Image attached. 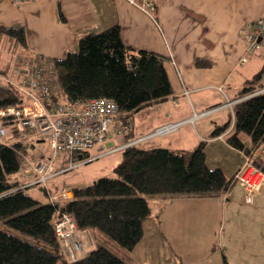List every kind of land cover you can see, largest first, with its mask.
I'll list each match as a JSON object with an SVG mask.
<instances>
[{"label":"crops","instance_id":"crops-1","mask_svg":"<svg viewBox=\"0 0 264 264\" xmlns=\"http://www.w3.org/2000/svg\"><path fill=\"white\" fill-rule=\"evenodd\" d=\"M151 12L123 0H0V26L23 27L29 54L62 58L77 49L81 35L117 24L125 44L165 57L173 90L167 100L137 112L142 118L137 123L134 119V132L141 135L164 123L184 120L152 145L191 149L204 140L207 164L221 168L228 177L247 158L264 171V149L246 155L225 141L227 131L214 137L206 134L210 125L213 128L229 119L233 124L235 103L223 105L238 99L239 91L249 86L264 65V39L241 61L246 53L241 31L247 22L264 16V0H154ZM6 57V51L0 54V59ZM197 60L206 64L199 65ZM5 67V62L0 63V74L19 83L21 75L7 76ZM209 89L217 90L225 102L217 101V95L204 100ZM226 107L230 113L224 121ZM209 111L215 120L206 118L203 123L202 115ZM243 194L244 188L235 180L217 196H150L151 214L143 220L142 237L130 251L95 229H85L79 231L85 246L81 256L99 240V245L109 243L107 247L129 264H264V181L251 201H244Z\"/></svg>","mask_w":264,"mask_h":264},{"label":"trees","instance_id":"trees-1","mask_svg":"<svg viewBox=\"0 0 264 264\" xmlns=\"http://www.w3.org/2000/svg\"><path fill=\"white\" fill-rule=\"evenodd\" d=\"M59 16L64 19L61 13ZM0 42L19 56L16 63L20 62L23 70L19 83L28 77L26 61L34 55L52 63L58 86L55 98L69 102L96 97L113 100L125 125L117 141L120 144L148 133L134 132L135 113L167 100L173 93L165 57L125 44L117 24L81 35L77 49L62 58L29 54L23 27L0 26ZM197 64L206 63L197 60ZM261 80L258 86L252 85ZM248 83L233 106V124L230 119L216 124L209 134L214 137L227 131L225 141L246 155L259 147L264 149V91L253 93L264 88V65ZM23 99L22 91L12 83L0 86V109L20 105ZM35 134L26 130L16 140L0 142V220L23 234L0 228V264H129L103 245L70 259L54 233L56 212L68 214L79 231L95 229L130 251L142 237L143 220L151 214L146 196H217L235 181V174L228 177L221 168L207 164L204 140L191 149H172L152 145L151 137L118 149L121 159L113 168L114 176H100L71 188L70 198L52 199L57 192L46 190L43 184L46 199L41 202L27 190L38 183L21 186L18 178L24 155L30 153L36 141L45 140L36 134L34 141ZM108 137L117 138L111 133ZM99 144L102 142L95 145ZM91 147L81 152V159L91 157ZM73 157L77 160L79 153Z\"/></svg>","mask_w":264,"mask_h":264},{"label":"built area","instance_id":"built-area-1","mask_svg":"<svg viewBox=\"0 0 264 264\" xmlns=\"http://www.w3.org/2000/svg\"><path fill=\"white\" fill-rule=\"evenodd\" d=\"M11 1L22 3L27 0ZM123 1L147 14L152 13L151 11L154 7V0ZM241 35L246 41V53L241 58V61H244L247 58L246 56L259 48L260 41L264 39V16L247 22L241 31ZM258 39L261 40L259 41ZM172 62L175 64V61L172 60ZM25 70H27L29 75L20 83H14L0 74V82L12 83L22 91L24 96L20 105H9L0 109V142L3 141V137L6 135L4 126L6 122L12 124L11 135L20 137L23 131H33L49 142L51 152L46 156L39 155L32 159L23 157L19 171L21 186L36 183L45 184L48 178L77 167L85 160H90V158L81 159V152L103 142L110 133L116 137L122 135L125 125L120 118L121 113L113 100L96 97L69 102L55 98L58 94V86L53 75L52 63L46 58L31 56L26 61ZM261 91H264V88L258 89L253 93ZM184 92L186 93L187 91L185 90ZM241 98L228 101L225 105H231ZM27 100L30 103H27ZM172 102L176 103L175 100ZM231 111L233 114V108ZM182 123L183 121H177L162 124L154 128L150 133L133 141L120 144L110 150L121 149L143 139L151 138L156 134H165L176 129ZM75 153H79L80 158L77 160L73 157ZM235 180L244 188V201L249 202L252 199V195L264 181V171L247 158L246 162L235 173ZM68 192H71V188H63L51 198L55 199L58 196L72 197V192L70 195H68ZM53 229L62 244L64 253L70 259L75 260L78 254L84 252V241L79 238V230L68 214L57 211L53 219Z\"/></svg>","mask_w":264,"mask_h":264},{"label":"rangeland","instance_id":"rangeland-1","mask_svg":"<svg viewBox=\"0 0 264 264\" xmlns=\"http://www.w3.org/2000/svg\"><path fill=\"white\" fill-rule=\"evenodd\" d=\"M4 47L5 46H3L2 43L0 42V54L5 52V51H6V53H8V57L0 59V63L5 62L6 67H5L4 71H5V74L7 76H11V77L16 78L17 73L21 74L23 72L22 67H17V66H20L19 63L18 64L16 63L19 60L18 54L8 50L7 48L4 51L3 50ZM246 57L249 58L250 56L248 55ZM247 58H246V60H247ZM24 65L22 64L21 66H24ZM238 69H239V67H238ZM209 91H210V95L204 97V100H208V99L212 100V99H216L217 97H219L220 99H217V101L225 102L224 97L217 90L209 89ZM215 95H217V97H215ZM27 103H30V102L27 100ZM208 106L209 105H206L205 108ZM223 106H227V105L224 104ZM222 113L225 115L226 118L224 121H226L228 119V115L230 113V108L226 107V109H224ZM215 116H216L215 114H212V111L206 112L205 114L202 115V117H205L202 122L205 123V121H207V120L209 121L210 119L215 120ZM141 118H142V114L137 113L134 115L133 120L135 119V123H137V120H139ZM206 118H207V120H205ZM185 122L186 121L183 120V123H185ZM4 126L6 129V135L3 137V139H9L10 138V140H12V139L16 140L18 135H15V136L11 135L12 124H10V123L5 124L4 123ZM209 127H210L209 132L206 133L207 136L210 134V132L212 130L211 125ZM172 132H173V130L169 131L165 134H156L153 136V139L154 140H160L163 137H165L164 135H170ZM36 136L37 135L35 134L34 135V141H36L35 139H37ZM117 137H120V136H117ZM115 138H116V136H115ZM119 144L120 143L117 142L116 140H114L113 138L108 137L106 140H104L102 142V144L94 145L89 149L90 156H91L90 160H85V162L81 163L77 167H74V168L67 170V171L60 172V173L48 178L43 186L46 188V190H51L52 193H56V192L62 190L63 188H66V189L72 188L73 186H76V183H79V185L89 184L100 176H114L113 167L120 160L121 151L120 150L111 151L110 149L115 148ZM50 152H51V149H50L49 142L47 140H43L40 142L36 141L35 144H33V147L30 148V153L24 155V157L27 159H30V158L32 159L35 156H38L39 154L46 156V155L50 154ZM251 154H249V155H251ZM33 162H35V160H33ZM18 178H19V174H18ZM27 190L31 195L38 198L41 202L45 201L46 195L43 193L42 184H38L36 186L30 187ZM146 197H149V196H146ZM0 228L7 230V231H10V232H13L19 236L23 235L20 232L9 228L6 224H4V222L2 220H0ZM24 237L28 238L32 241H36L35 239L30 238L28 236H24ZM79 238L82 239L81 236H79ZM99 244H101V241L97 240L93 244V247H96ZM114 244H116V243H114ZM105 245L109 246V243H105Z\"/></svg>","mask_w":264,"mask_h":264},{"label":"water","instance_id":"water-1","mask_svg":"<svg viewBox=\"0 0 264 264\" xmlns=\"http://www.w3.org/2000/svg\"><path fill=\"white\" fill-rule=\"evenodd\" d=\"M258 40H260V39H258Z\"/></svg>","mask_w":264,"mask_h":264}]
</instances>
